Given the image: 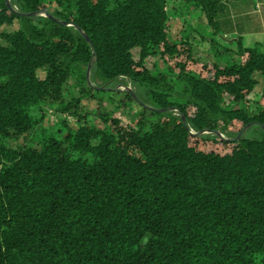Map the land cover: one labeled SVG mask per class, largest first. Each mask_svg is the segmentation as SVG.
Returning <instances> with one entry per match:
<instances>
[{"label":"trees","instance_id":"trees-1","mask_svg":"<svg viewBox=\"0 0 264 264\" xmlns=\"http://www.w3.org/2000/svg\"><path fill=\"white\" fill-rule=\"evenodd\" d=\"M170 1L0 0V264H264V48Z\"/></svg>","mask_w":264,"mask_h":264},{"label":"crops","instance_id":"crops-1","mask_svg":"<svg viewBox=\"0 0 264 264\" xmlns=\"http://www.w3.org/2000/svg\"><path fill=\"white\" fill-rule=\"evenodd\" d=\"M168 9L170 23V38L187 36L203 51H209L213 42L204 39L211 28L203 18L201 8L190 9L181 5L180 0H171ZM221 17L233 21L229 30L221 31L214 40L232 50H238L240 36L245 46H255L258 43L264 48V0H228ZM200 29V30H199Z\"/></svg>","mask_w":264,"mask_h":264},{"label":"rangeland","instance_id":"rangeland-1","mask_svg":"<svg viewBox=\"0 0 264 264\" xmlns=\"http://www.w3.org/2000/svg\"><path fill=\"white\" fill-rule=\"evenodd\" d=\"M158 63L160 66L164 67L165 64H162V62L156 58V59H153V58H148L147 60V63L149 64L150 67L153 66L154 63ZM41 73H43V71H41ZM260 78L264 79V76H260ZM261 83L259 84V87H257V91L260 90L261 88ZM86 106H89L91 107V104L90 103H86ZM138 109V106L135 110H129V109H120L116 112V114H119L121 115L124 119H134L136 117V111ZM93 118V121L94 122H97L99 124H101L100 120L98 118H94V115L91 116ZM56 121H57V117L54 113H50L46 118H45V121H44V124L46 126H55L56 125Z\"/></svg>","mask_w":264,"mask_h":264},{"label":"water","instance_id":"water-1","mask_svg":"<svg viewBox=\"0 0 264 264\" xmlns=\"http://www.w3.org/2000/svg\"><path fill=\"white\" fill-rule=\"evenodd\" d=\"M7 1V3H8V5H10L9 4V0H6ZM11 6V5H10ZM63 23H65V22H63ZM86 36V38L88 39V41L91 43V41H90V39H89V37L87 36V35H85ZM94 47V46H93ZM95 54H96V50H95V48H94V53H93V55L95 56ZM92 60L90 61V63H89V67H88V70H87V79H88V81L90 82V71H91V67H92ZM131 89V88H130ZM132 90V89H131ZM134 93V92H133ZM183 119H184V122H185V116L183 115ZM245 128V127H244ZM242 131H243V129L242 130H240V132L238 133V135L236 136V137H234V140H238L239 138H240V136H241V134H242ZM199 134V133H198ZM217 134L219 135V136H222L223 138H226V139H228L222 132H217Z\"/></svg>","mask_w":264,"mask_h":264}]
</instances>
